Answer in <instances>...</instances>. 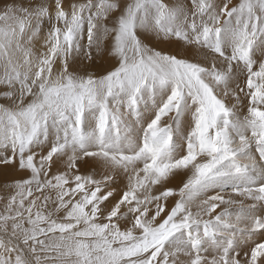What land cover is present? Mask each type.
<instances>
[{"label": "snow or ice", "instance_id": "6c2138e0", "mask_svg": "<svg viewBox=\"0 0 264 264\" xmlns=\"http://www.w3.org/2000/svg\"><path fill=\"white\" fill-rule=\"evenodd\" d=\"M0 192V264H264V0H0Z\"/></svg>", "mask_w": 264, "mask_h": 264}, {"label": "rangeland", "instance_id": "374dc122", "mask_svg": "<svg viewBox=\"0 0 264 264\" xmlns=\"http://www.w3.org/2000/svg\"><path fill=\"white\" fill-rule=\"evenodd\" d=\"M79 2H83V0H79ZM55 170V169H54ZM83 170V169H82ZM0 194H3L2 192H0Z\"/></svg>", "mask_w": 264, "mask_h": 264}]
</instances>
